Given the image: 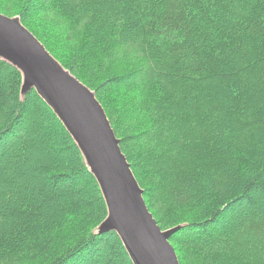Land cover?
<instances>
[{
    "label": "trees",
    "instance_id": "16d2710c",
    "mask_svg": "<svg viewBox=\"0 0 264 264\" xmlns=\"http://www.w3.org/2000/svg\"><path fill=\"white\" fill-rule=\"evenodd\" d=\"M46 1L0 0V14L95 93L157 226L183 225L170 237L179 264H264V0ZM34 14L56 18L55 33L39 25L66 61ZM20 83L0 61V156L16 143L0 161V264H98L103 250L102 264H131L116 233L94 234L107 215L100 189ZM109 90L120 103L103 101Z\"/></svg>",
    "mask_w": 264,
    "mask_h": 264
},
{
    "label": "water",
    "instance_id": "95a60500",
    "mask_svg": "<svg viewBox=\"0 0 264 264\" xmlns=\"http://www.w3.org/2000/svg\"><path fill=\"white\" fill-rule=\"evenodd\" d=\"M20 21L0 14V61L19 72L20 100L35 92L81 153L106 205L107 215L94 234L116 233L131 264H179L170 237L183 225L165 230L157 226L95 93L65 70Z\"/></svg>",
    "mask_w": 264,
    "mask_h": 264
},
{
    "label": "rangeland",
    "instance_id": "374dc122",
    "mask_svg": "<svg viewBox=\"0 0 264 264\" xmlns=\"http://www.w3.org/2000/svg\"><path fill=\"white\" fill-rule=\"evenodd\" d=\"M7 2H8V0H7ZM47 1L46 0H35V2H34V8L36 7H39V6H45V5H47ZM6 6H9V7H11L10 6V4H8V3H6ZM7 9H3V11L4 12H7L6 11ZM8 10H10L9 8H8ZM8 12H11V11H8ZM11 13H13V12H11ZM37 14H34L33 16H31L30 18V20L31 21H28L29 23H31V26H33L34 28H35V31H37V33L38 34H40L41 36H42V38H43V40H45L46 42H47V44L49 45V46H51V48H52V50L59 56V58H62L63 60H65L66 61V58H65V56H66V53H63V52H61L60 50H59V48H57V44L58 45H60V42H61V40L59 39L60 38V36L57 34V35H53V37L55 38V39H58V40H54L53 39V37H51V35H47V34H45V33H43L42 31H41V29L43 30V26L44 27H47L48 29H51L53 32H51V33H55L56 32V30H57V21H56V18H54V17H52L51 19L49 18L48 19V21H47V19H43L45 16H41V18L40 17H38V16H36ZM41 21H44V22H41ZM62 22V21H61ZM36 23H38V25L36 24ZM39 24H41V25H43V26H41V25H39ZM50 39V40H49ZM43 46V45H42ZM60 49H62L64 52H67V50L65 49V48H60ZM57 57V56H56ZM105 92H106V89L104 90ZM111 90H109L108 92L110 93V95L109 96H105L104 95V97H103V101L105 102V101H108L107 100V97H109L110 98V100H111V102L113 103H115L116 105H117V103H120V100H117L115 97H118L119 98V96L117 95V94H115V93H113V92H110ZM107 92V93H108ZM101 94H102V92H100ZM120 95L121 94H124V92H118ZM103 94H105V93H103ZM113 110V109H112ZM114 110H116V111H118V109H114ZM120 111V110H119ZM125 119V118H124ZM128 120V119H127ZM125 121H126V119H125ZM127 123V122H126ZM29 122L28 123H24L23 125H21L20 126V128H19V132H17V134H18V136L20 137V138H22V139H24L25 138V136H26V133H24V132H26L27 131V128H28V126H29ZM131 130H135V128H131ZM28 132V131H27ZM9 143H11V142H9ZM14 145H16V143L14 142V143H12L11 145H9V147H7V148H5V150L3 151V153H2V155L0 156V161H3V158H4V156H5V154L7 153V152H10V153H12V152H15V146ZM5 153V154H4ZM58 155H60V156H57L56 155V157H60V158H64L62 161H64V160H67L68 162H71L72 161V158H71V156H70V154L69 153H60V154H58ZM59 159V158H58ZM60 190V192L59 193H62V192H66L67 193V191L70 189L69 187H67L66 185H61L60 186V188H59ZM58 195L59 194H57L56 195V198H59L58 197ZM13 197H15V196H11L10 197V199L9 200H12V198ZM237 209H238V207H237ZM241 209V208H240ZM240 209H238V210H236V211H238V213L240 212ZM153 216V215H152ZM225 219H226V221L223 219V223H225V224H230L231 222H233V220H234V217L233 218H229L228 216H225ZM228 221V222H227ZM214 233L216 234V232L214 231ZM217 235V234H216ZM106 251H108V250H103L102 252H101V254H100V256L98 257V259H99V262H98V264H102V262H103V259H104V257H105V255H106Z\"/></svg>",
    "mask_w": 264,
    "mask_h": 264
}]
</instances>
